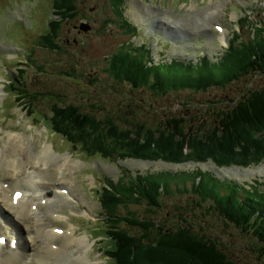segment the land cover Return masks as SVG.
Here are the masks:
<instances>
[{"label":"rangeland","instance_id":"rangeland-1","mask_svg":"<svg viewBox=\"0 0 264 264\" xmlns=\"http://www.w3.org/2000/svg\"><path fill=\"white\" fill-rule=\"evenodd\" d=\"M163 1L151 0L147 4L144 0H124L126 3L125 14L130 22V28L138 27L137 31L133 30L132 35H129L117 24L112 23L110 17H112L111 10L113 5L112 3L109 4V0H78L80 16L68 19L62 28V34L59 35L61 43L58 42V47H54L52 51H41L40 49L38 50L36 44L41 43L40 37L42 35L51 34L48 19L55 1L0 0V90L1 87L3 88V84V89L6 93L5 95L0 92V125H3L5 129L21 131V134H24L25 143L28 141L33 142L30 150L27 145L24 146L27 149L22 154L29 153L31 158L34 159L35 154L41 152L42 147L49 139L48 142H53L55 145L54 149L60 153L73 150L71 145L64 144L62 137L51 135L53 131L51 126L52 117H55L62 110H67L68 113L69 106H75V110L78 112L75 113L72 119L73 124H76L81 120L83 111L97 109V107L90 106V104L96 103L102 109L103 114H105L104 118L111 117L117 121L118 137L120 139L124 138V141H121L122 144H125V141L128 142L125 138L130 136L128 130L123 127V120L126 118L132 123L141 122L138 125V129H143L144 133L140 134V141L135 148H142L146 152L147 158H164L165 161L172 163V165L160 162L158 164H148L141 163L144 161L130 162L127 160L125 163L120 162V164L125 166L119 167L120 174L126 168L130 172L138 169L139 171L150 173L158 172V170L162 169L168 170L162 172L178 170L183 172L180 176L181 182H171L168 174L160 176V182L163 185L165 184L170 190V193H164V187L159 188L163 195L164 206L162 209L148 211L149 207L145 203L131 206L127 197L125 198L126 195H123L121 197L123 200L120 201L122 203L118 205L120 210H116L113 216L122 218V225L125 226V222L128 220L144 224L147 219H152L154 223L165 220L169 228H174L176 225L189 227L190 223L193 230L194 227H197L195 229L199 230V232L203 230L209 238L218 240L222 244V248H226L227 253L232 257L235 264H264V257L262 258L259 255V244L255 238L244 234L232 224H227L216 212L209 209L208 204L194 203L199 200L195 195L176 191L177 187L181 189L183 187L182 183L187 182L191 178L190 173H197L198 171L207 175V172L210 171L216 178L226 181L234 180L238 183L246 182L248 185H252L253 181L257 179L260 183H264V132L247 135L245 133L242 134V130L238 129L236 134H232L223 128L217 134H214L215 130L212 132V127H210L213 123L209 122L211 117H213L209 115H214V110H217L218 107L223 109L225 105L229 104V101L238 98L244 90L248 93L249 88H253V90L263 88L264 75L252 76L249 80L246 78L225 88H211L205 92L194 93L192 91L186 92L187 90L162 92L151 89L154 83L158 82L157 79L155 82L150 81L152 84L143 89L135 87L134 82L137 79L131 77L132 81L130 79H112L111 82H107V80L105 81L102 78L100 70V64L102 65L103 63V67L108 64L106 57L110 58L112 54L122 50L127 43H130L131 46V42L134 45L142 44L150 49L152 48L151 51L153 53L148 55L150 58L148 61L149 66L151 65L150 60L170 62L173 58L186 62H198L203 59L200 51L209 59L215 61L222 55L223 49L218 42L213 25L222 18L220 10L224 9L226 5H228V13L235 14L238 19L237 23H235L236 26L233 24L230 28H233V31L239 30L242 40H245L247 44L250 42L253 44L264 42V0H215L212 5L207 4V0H202L195 12H188L186 9L182 11L175 9V6L177 7L182 2L191 4L195 0ZM74 21L80 28L82 25H92L94 28L89 33L82 28H78L82 34L78 33V31L72 32L67 24L70 22L71 26H73ZM240 21H242L243 25L240 24ZM105 25L108 28L104 29L103 26ZM179 34L184 35L180 36ZM120 44L121 46L119 47ZM9 51L14 55L12 62L7 60ZM92 69L98 72V76L94 83L95 85L88 89L86 82L89 77V70ZM124 69L129 71V67L125 66L120 71ZM48 73L50 76L47 75ZM112 74L110 72L109 75ZM168 75L173 77V74ZM10 83L13 84V87L8 86ZM16 93L37 96L34 100L30 98L33 100L32 108L36 111L34 115H27L23 101H18ZM209 103L220 104L221 107L217 105L208 106ZM185 105L192 106L193 110L191 113L187 111L188 108ZM141 113H145L143 121H141L142 118L139 116ZM172 118H184L186 120L182 124L180 135L177 134L176 127H171L168 130L162 126L165 120ZM191 119H194V121L191 122ZM101 121H103L102 118ZM203 121L209 122H207V130L198 131L194 126L197 124L202 125ZM28 122L35 125L33 132L25 130V125ZM129 128L135 129L132 126H129ZM156 128L161 129L152 131ZM91 130L86 132V139L92 141V143L97 141L110 145L105 133H103L104 128L97 135L93 129ZM109 131L107 130L106 133ZM120 132H124V134H120ZM211 135L212 138L209 139L208 136ZM2 137L4 138L0 132V146L3 145ZM116 137L111 140L113 143ZM196 138H200V140L195 141ZM152 139H154V142ZM153 144L156 146L155 149L160 151L158 152L159 154L154 153ZM51 147L53 148L52 145ZM124 150L126 149L110 154L123 155L126 153ZM245 151L250 153V157H259V161H263L248 168H241L235 165H220V163L225 162H229L230 165L232 161L241 160V153ZM6 152L7 155L12 153L9 149ZM88 155L89 153L87 152L85 156L81 150L75 152V157L82 158L84 166H81L83 163L80 161L81 164H78L73 171H58L55 168V164L48 162L46 166L40 167V173L44 175L43 178L45 179L55 178L62 180L70 178L72 182L74 181V184L72 183L73 190L77 192L80 204L75 205L66 199H62L60 202L62 211L71 214L80 210L82 205H87L95 212H98L96 216L100 220L99 213H102V210L99 196L102 188L108 187V182L113 188L117 187L118 191H121L120 185L115 186L113 184L117 182L120 176L116 167L117 163L113 161L99 162ZM209 155H212L215 160L209 158ZM62 156L64 157V155ZM194 156H206L207 163H189ZM100 159L106 160L102 157ZM178 159L181 162L187 161V164L174 165L173 163ZM216 161L220 162L218 163L219 166L216 165ZM27 166L30 167L31 164L28 162ZM34 167L38 172L36 165ZM85 168L87 169V175L97 179L102 178V183L96 188L87 189L94 198L85 191L87 185L90 187H95L96 185L93 177L86 176ZM89 169H94L103 176L100 177L94 170ZM5 170L8 171V169ZM125 173H127L130 180L133 179L130 177L129 172ZM6 178H10L9 174L3 171L0 181ZM130 180H123L121 183L133 186ZM49 182H53V180L49 179ZM38 183L41 184V182ZM0 184L3 186V183ZM188 185H191V181H189ZM256 186L257 184L254 185V190H257ZM260 188L264 190V185ZM250 189H252L251 186ZM138 190L136 189V192ZM223 195H225L224 192ZM0 206H2L1 212L4 213L6 206H4L2 200H0ZM47 211L50 213L55 212L52 209ZM102 215V220H104L105 215L103 213ZM182 215L187 218V222L180 219ZM1 217L13 225L7 215L4 214ZM71 219L81 230V237L89 233L87 230H93L95 226H98L81 218L73 217ZM102 223L104 221L99 224ZM109 223L107 219L105 224L108 225ZM19 228L24 229L21 223H19ZM19 228L16 227V230H19ZM2 229L0 227V230ZM130 231L134 234L138 233L139 230L130 226ZM104 234L105 229L102 228L97 231L95 236L96 238H102ZM54 241V243L63 244L62 239ZM108 242H110V239ZM108 242V246L106 244L107 247L105 248L111 246L113 249L114 245ZM102 244L100 242V249H90V246L88 250V256L97 264H106V260H110L106 254L101 253ZM19 246L26 248L28 251L34 249V246L26 243L24 239L19 242ZM165 255L172 257L174 254L166 252ZM172 259L178 261V264H193L181 254H176ZM169 260L173 261L171 258ZM57 264L85 263L77 260H65L64 258L59 260ZM108 264L116 263L110 261Z\"/></svg>","mask_w":264,"mask_h":264},{"label":"trees","instance_id":"trees-1","mask_svg":"<svg viewBox=\"0 0 264 264\" xmlns=\"http://www.w3.org/2000/svg\"><path fill=\"white\" fill-rule=\"evenodd\" d=\"M54 1L53 7L58 11L54 13L56 16H71V18H75L77 13L79 14L78 0ZM111 3L113 5L112 11H114L118 17L119 21L117 23L120 27L131 32H133V30L137 31V28H130L131 26L125 20L124 0H109V4ZM62 27V21H57L52 26V33L49 37L44 38V43H46L48 47H58V40ZM55 38L57 40H55ZM236 42L235 39L232 40L231 49L224 52L216 61L204 58L199 63L195 64L192 61L174 60L173 63L162 62L161 64L153 66L148 65L150 59L148 56L150 55L149 52L143 51V49L140 50L133 45L132 50L129 51L128 46H124L122 50L112 56L109 66L112 67L111 72L113 73V79L131 80V78H136L137 80L134 82V85L138 88L141 87V89L147 88L152 84L151 82H155L157 79L158 82H155L151 89L162 92L187 90L186 92L192 91L194 93H200L208 91L211 88L232 86L246 78L249 80L252 76L257 77V75H264V42L257 44L251 42L247 44L245 40L239 43ZM130 62L131 64L129 65ZM123 66L129 67V71L126 69L120 71ZM168 74H173V77H169ZM142 81L144 82L143 85ZM30 97L33 100L37 98L36 95ZM191 105H185L188 108L187 111L190 113L193 110ZM216 105L221 107L220 104L214 103H209L208 106ZM90 106L97 107V109L83 111L81 120L76 124H73L72 120L75 113H78L75 110V106H69L68 113L67 110H62L55 117H52V129L56 132L68 134L69 140L76 144H81L80 141H84L86 146L91 150H99L105 154H110L116 153L118 149H126L124 150L126 153H124L122 157L147 158V154L142 148H135L140 141V134L144 133L143 129H138V125L141 122L132 123L126 118L123 120V127L128 130L130 136H126L127 138H125V140L128 142L125 141V144H122L121 141H124V138L120 139L118 137L117 121L113 120L111 117L104 118L105 114H103L102 109H100L96 103L90 104ZM32 107L31 104L28 110L31 116L36 113L35 109ZM144 115L145 113L139 114L142 118L141 121L144 120ZM209 116H213L209 122L213 123L210 127H212V132L215 130L214 134H217V132L223 128L232 134H236L238 129L242 130V134L245 133L247 135H250V133L264 132V87L257 90L249 88L248 93L244 90L238 98L229 101V104L227 106L225 105L223 109H219L218 107L217 110H214V115ZM101 118L103 121H101ZM185 121L184 118H172L165 120L162 126L168 130L171 127H176L177 134L180 135L182 132V124ZM192 121H194V119H191V122ZM207 122L203 121L202 125L197 124L194 127L197 128L198 131H206L207 124L209 123ZM101 123H103V125H101ZM90 126L96 135L101 133L100 130L104 128L103 133H105L106 139L110 145L97 141L92 143V141L86 139V132L89 130L92 131ZM129 126L135 129L132 130ZM159 129L161 128H156L152 131ZM107 130L110 131L106 133ZM120 134H124V132H120ZM113 136H117L114 143L111 141ZM208 138L211 139L212 135L208 136ZM198 140H200V138L195 139V141ZM152 141L154 142V139H152ZM152 147L154 153L160 152L155 149V144H153ZM205 157L206 156H194L192 157V161L195 163H206ZM208 157L215 160L212 155ZM241 160L232 161L230 165L229 162L220 163L217 161V164H215L218 166V163H220L221 166L235 165L244 168L260 164V162L263 161H259V157H250V153L247 151L241 153ZM177 162H181L180 159H178ZM197 173L199 174L193 176L192 179L183 182V187L181 189L177 187L176 191L178 193H191L193 196L195 195L199 200L194 203L208 204L209 209L216 212L227 224H232L244 234L255 238L259 244V255L263 258L264 190H261L260 187L263 186L264 183L258 182L255 187L257 190H254V186L251 187L252 190L250 186H240L237 181H226L216 178L214 174L210 172H207L208 175L201 174L200 171ZM174 180L181 182L180 178H175ZM189 181H191L190 186L188 185ZM132 183L133 186H126L120 183V186L123 185L120 187L121 191H118L117 187H115L113 191L106 190L105 196L102 199L104 208L107 210L108 214L112 215L109 221L110 223L106 227L107 234L105 233V237L108 235V239H110L108 243H112L114 248L112 249L111 246L109 248H104L105 254L112 261L116 264H178V261L173 260L172 257L176 254H181L193 264H235L232 257L227 253L226 248H222V244L218 240L209 238L202 229V232L196 230L195 228L197 227H194L193 230L192 224L190 223L189 227L176 225L174 228H169L165 220L154 223L152 219H147V222L144 224L128 220L125 222L126 226L122 225V218H118L117 216L114 217L113 213L116 212V210H120L118 209V205L122 203L120 201L123 200V198H121L123 195H126L125 198L127 197L131 206L145 203L149 207L147 209L148 211H157V209H162L164 206L162 200L163 195L159 191V188L164 187V193H170L167 186L160 182V178L145 177L141 178L140 185L135 181ZM136 189L139 190L136 192ZM223 192L225 195H223ZM251 197L253 198L252 200ZM180 219L187 222V218H185L184 215L180 216ZM130 226H133V229H137L140 232L138 231V233L132 234ZM166 252L174 255L168 257L165 255ZM170 258L173 261H170Z\"/></svg>","mask_w":264,"mask_h":264},{"label":"bare ground","instance_id":"bare-ground-1","mask_svg":"<svg viewBox=\"0 0 264 264\" xmlns=\"http://www.w3.org/2000/svg\"><path fill=\"white\" fill-rule=\"evenodd\" d=\"M0 92H2V90H0ZM24 139L22 137H15L13 139L12 142L14 144L12 150L15 151H13L10 155H8L7 162L5 161V154L4 153L0 154V166H3L4 169H8L11 189L16 187H26L28 190H30L31 188L34 191V194L39 196L45 190H52L53 187H57V184H53V182H49L48 179V181L41 184L42 189H38L39 185L37 184L38 182L35 179H38L41 173L36 171L34 167L35 165H39V164L46 165L48 161H52L55 163L57 168L62 169L64 167L72 168V166H74L75 164L76 165L81 164L80 161L73 159L72 157L69 156L63 157L62 155L56 154L53 151L51 145H47V144L44 145L42 151L40 153L37 152L39 154H35V158L32 159L31 155L28 152H27L28 154H24V155L22 154L27 148L30 150L33 146V143L31 141L25 143ZM26 145L27 148L26 147L24 148V146ZM61 159H65L63 163H61ZM28 162L31 164L30 167L27 166ZM69 188L71 189L73 194L77 195V192L73 190V186H70ZM0 190H2V194H3L1 200L4 206H6L4 210L5 215H7L8 218H10L11 220L10 222L14 225L15 229L16 227L19 228V223L22 224V227L24 229L22 230L19 228V230H21L20 236L23 233L26 234L27 237H25L24 240L26 241V243L34 246V247L32 246L34 249L33 250L30 249V251H28L26 248H22V246H20L19 252L15 251L12 253L11 252L5 253L0 250V264H57L59 260H63L64 258L65 260H71V261L77 260L85 264H96V262H93L92 259L88 256V250L90 246H92V243L89 242L87 236L78 237L77 234H75L73 238L63 237L62 238L63 244L61 249L59 251L53 250V247H51V245L55 242L54 240L59 238L47 232V225L51 224L52 221L49 219L45 221L47 225L41 224L42 223L41 219L39 218L36 219V217L33 218L32 214L25 209L23 201L19 202L18 207H14L13 205L9 204L10 200L6 196L7 190H4L2 187H0ZM27 196L28 195L26 194V197ZM63 197L64 196L56 195L55 201L49 203L46 208L39 206L38 210L48 212L47 211L48 209H52V211H54L55 208L60 207L58 206L57 203L59 202L58 200L62 199ZM74 198L75 196L73 197V199ZM19 207L22 214L19 213L15 217L14 215L18 213ZM1 209L2 206H0V213L1 215H3ZM50 214L52 215L53 212ZM4 221L6 222L5 219ZM32 221H34L32 226H29L25 223V222L31 223ZM0 227L3 228L1 225ZM2 230L4 231L5 229ZM2 230H0V232ZM25 231L29 233H26ZM11 238H13V236H11ZM73 241L76 242V246H73L72 244ZM17 243L19 245V242Z\"/></svg>","mask_w":264,"mask_h":264},{"label":"water","instance_id":"water-1","mask_svg":"<svg viewBox=\"0 0 264 264\" xmlns=\"http://www.w3.org/2000/svg\"><path fill=\"white\" fill-rule=\"evenodd\" d=\"M82 28H83V30H85V31H88V30H89V26H87V25H83Z\"/></svg>","mask_w":264,"mask_h":264},{"label":"flooded vegetation","instance_id":"flooded-vegetation-1","mask_svg":"<svg viewBox=\"0 0 264 264\" xmlns=\"http://www.w3.org/2000/svg\"><path fill=\"white\" fill-rule=\"evenodd\" d=\"M77 31H78V33L82 34V32L78 30V28H77Z\"/></svg>","mask_w":264,"mask_h":264}]
</instances>
